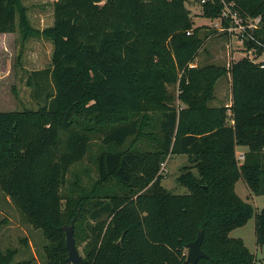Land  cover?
Returning a JSON list of instances; mask_svg holds the SVG:
<instances>
[{
  "label": "trees",
  "instance_id": "1",
  "mask_svg": "<svg viewBox=\"0 0 264 264\" xmlns=\"http://www.w3.org/2000/svg\"><path fill=\"white\" fill-rule=\"evenodd\" d=\"M223 1L242 20L260 17L252 34L260 45L244 44L261 56L264 0ZM189 2L55 0L53 24L39 32L20 0H0V34L18 28L53 45L52 67L27 81L42 106L0 112V191L42 231L44 264H71L66 225L76 244L85 242L80 264H188L186 245L199 231L207 258L196 264H254L229 233L253 215L236 182L264 195V67L248 57L192 67L205 27H194ZM201 7L204 18L216 20L223 5L208 0ZM227 75L230 106H210L216 82ZM174 155L189 164L177 178L184 194L161 185V167ZM84 160L97 178L85 188L74 172L70 194H63L66 176ZM255 238L264 247V209ZM14 255L0 248V264H13Z\"/></svg>",
  "mask_w": 264,
  "mask_h": 264
},
{
  "label": "rangeland",
  "instance_id": "2",
  "mask_svg": "<svg viewBox=\"0 0 264 264\" xmlns=\"http://www.w3.org/2000/svg\"><path fill=\"white\" fill-rule=\"evenodd\" d=\"M26 9L30 28L42 31L53 24V3L55 0H20ZM199 0H190L186 4L189 9L194 27L204 26L202 30L204 43L196 56L192 67L204 65L228 66L243 58L248 52L245 44L235 36L219 30L220 20H210L202 16ZM205 35V36H204ZM52 43L39 35L23 37L18 28L15 32L0 34V112H14L22 110H37L42 102L34 97V87L28 84V79L34 71L52 67ZM259 59H261L259 57ZM49 85L47 84V87ZM175 95V107L182 105L178 100V85L171 89ZM231 85L229 75L220 78L214 88V97L210 106H230ZM90 156L96 150L98 141L93 142ZM244 150V149H243ZM237 148L236 155L244 153ZM89 159V158H87ZM242 162V161H241ZM184 155L170 156L161 167L162 187L172 194H184L187 190L180 186L177 178L181 169L188 166ZM74 167V168H73ZM68 173L62 186V193L70 194L74 172L77 173L80 185L89 188L97 178L94 165L87 160L74 165ZM89 171L84 172L83 170ZM196 175V170H191ZM79 193V190H77ZM235 193L253 208V215L241 227L229 233L232 238L241 239L245 247L254 256V264H264V247L257 245L255 238V218L264 209V195H255L246 183L239 179L235 184ZM0 248L15 251L13 264L28 262V264H44L43 246L46 241L41 230H36L25 223L12 202L0 191ZM71 227L70 225H66ZM72 236L74 235L73 228ZM74 239V236H73ZM74 244L79 256L83 257L85 242Z\"/></svg>",
  "mask_w": 264,
  "mask_h": 264
},
{
  "label": "built area",
  "instance_id": "3",
  "mask_svg": "<svg viewBox=\"0 0 264 264\" xmlns=\"http://www.w3.org/2000/svg\"><path fill=\"white\" fill-rule=\"evenodd\" d=\"M208 0H201L200 2L203 4ZM223 5L220 20V28L219 30L228 33L229 35L235 36L241 42L244 43L246 40L255 41L252 34L255 30H257L260 26V17H256L253 19L242 20L238 13L233 9V3H225L221 0ZM222 20L227 21L228 25L225 27L222 25ZM258 45L259 42L255 41ZM264 47V46H263ZM244 57H248L251 61L258 63L261 68L264 67V53L256 57L254 54V49L248 50ZM244 153H239L236 155V159L239 163L244 159Z\"/></svg>",
  "mask_w": 264,
  "mask_h": 264
},
{
  "label": "water",
  "instance_id": "4",
  "mask_svg": "<svg viewBox=\"0 0 264 264\" xmlns=\"http://www.w3.org/2000/svg\"><path fill=\"white\" fill-rule=\"evenodd\" d=\"M66 237V249L68 252L67 261L71 264H80L82 258L79 256L72 236V229L69 226H64ZM203 232L199 231L196 239L186 245V261L188 264H196L200 258H207V255L201 250Z\"/></svg>",
  "mask_w": 264,
  "mask_h": 264
},
{
  "label": "crops",
  "instance_id": "5",
  "mask_svg": "<svg viewBox=\"0 0 264 264\" xmlns=\"http://www.w3.org/2000/svg\"><path fill=\"white\" fill-rule=\"evenodd\" d=\"M239 149H241V150H243V149H244L243 151H244V152H246V148H241V147H240ZM236 150H237V148H236Z\"/></svg>",
  "mask_w": 264,
  "mask_h": 264
}]
</instances>
